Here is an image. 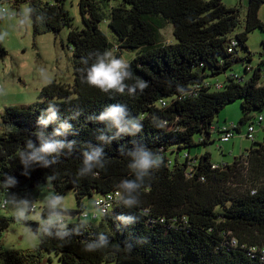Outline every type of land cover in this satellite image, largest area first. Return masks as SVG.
Returning a JSON list of instances; mask_svg holds the SVG:
<instances>
[{"label":"trees","instance_id":"16d2710c","mask_svg":"<svg viewBox=\"0 0 264 264\" xmlns=\"http://www.w3.org/2000/svg\"><path fill=\"white\" fill-rule=\"evenodd\" d=\"M110 1L79 0L83 25L77 28L66 0H0V5L8 2L16 10L28 3L36 36L68 30L73 74L72 84L54 79L43 86L40 102L7 106L0 115V235L14 221L1 214L7 195L29 202L31 208L34 188L50 183L57 195L72 189L77 203L75 210H42L43 215L60 212L73 219L65 223L68 234L63 240L55 238L59 227L51 229V238L41 232L46 223L39 227V243L31 249L5 251L0 238V264H42L46 253H54L60 264H264V141H252L232 163H216L208 152L190 154L191 148L210 143L211 131L221 136L219 129L226 124L214 128L212 122L229 103L240 101L242 116L232 127L238 135L242 126L256 125L261 115H251L252 111L264 110L260 65L248 80L228 75L220 89L210 80L236 61L251 60L246 41L254 29L264 31L258 18L264 0H248L244 29L236 33L231 52L229 35L241 19L238 8L224 5L223 0H120L111 7L108 19L118 41L115 55L121 57V48L137 49L129 61L133 80L126 83L139 78L148 84L142 94L137 90L133 96L105 94L88 85L81 71L94 62L96 52L114 49L99 28L101 7ZM166 23L172 25L174 43L160 38ZM238 48L246 52L243 57L238 56ZM244 70L249 72L246 66ZM114 104L126 106L130 117L142 119L141 132L112 139L115 129L109 131L107 123L96 118ZM52 111L56 119L40 123ZM64 123L70 126L67 131L60 129ZM58 129L62 135L53 137ZM41 132L44 139L65 144L54 157L58 163L25 166L17 152L27 151L28 141L39 148ZM101 134L108 141H101ZM98 147L104 150L105 167L94 170V177L79 176L83 152ZM137 147L163 158L152 178H145L148 188L140 195V204L129 208L119 201L98 225L82 221L84 201L94 194L120 191L122 179H135L128 164L129 153ZM182 150L186 152L180 160ZM8 177L16 184L5 188ZM120 216H132L134 221L125 224ZM101 235L108 237V247L85 251V243H98Z\"/></svg>","mask_w":264,"mask_h":264},{"label":"rangeland","instance_id":"374dc122","mask_svg":"<svg viewBox=\"0 0 264 264\" xmlns=\"http://www.w3.org/2000/svg\"><path fill=\"white\" fill-rule=\"evenodd\" d=\"M78 2L79 0H66L65 8L73 18V27L81 28L83 23ZM119 3L120 0H112L108 5H102L103 20L99 24L100 30L105 34L109 43L114 44V54L119 52L116 46L118 41L108 27V19L111 7L117 6ZM223 3L228 7H237L239 10L241 24L229 35V39H235L236 33L244 29L248 0H223ZM25 7H29L28 3L21 4L18 10L8 2L0 5V13H2L0 15V88L3 89L2 94H0V115L7 106H24L40 102L42 100L39 95L40 89L54 79L67 84H72L73 82L72 54L70 48L67 46L68 30L63 29L57 34L45 33L37 36L34 35L30 15L27 18L22 15V10ZM3 8L4 11H2ZM258 18L264 23V4L258 11ZM160 38L165 43L175 42L170 23H166L160 30ZM61 42L64 43V46L61 45ZM246 45L252 53L251 60L234 62L230 70L210 78L212 83H223L230 74H237L243 77L244 80H248L252 75V71L245 72V66L252 67L253 69L260 65L261 69L264 70V31L256 28L249 32ZM120 52L121 57L127 62L138 54L137 49L121 48ZM245 54L246 52L243 49L238 48L239 57H243ZM261 74L263 73L261 72ZM262 80H264L263 75ZM251 115H261L264 119V110L252 111ZM241 116L240 101H234L219 112L212 122V127L215 128L217 124H220V126L226 124L229 127H232V123L238 125ZM1 131L0 126V133ZM246 133L247 127L245 125L242 126L239 135L235 133L228 142H223L220 141V134L216 130H213L210 132V143L206 146L199 145L191 148L190 154L191 156H195V154L200 155L208 152L211 155L212 161L216 163H232L235 157L241 155L253 144L250 139L245 137ZM255 135L260 142L264 138V132L259 127H257ZM198 138L199 136L196 135L195 141ZM184 152L186 150L179 152L180 160L183 159ZM174 155L170 154L172 158H174ZM50 194L57 195L51 190L50 183L35 187L32 192L33 201L30 203L35 207V210L26 211L23 217L20 218L19 223L16 222L14 215L18 210L20 201L8 195L5 197L7 203L2 208L1 214L14 218L10 226L0 235L5 251L26 250L38 245L39 238L35 246L25 239L24 229H31L34 233L31 227L33 223L38 224L40 227L49 220L50 215H43L42 210L46 208L45 201ZM58 196L65 198V210L77 209L72 189H67L64 194ZM96 196L94 194L92 198L94 199ZM88 202L86 203L87 206ZM55 213L66 218L67 222L71 220V217L66 213ZM100 218L97 220L82 219V221L98 225ZM42 264H60V262L54 253H46Z\"/></svg>","mask_w":264,"mask_h":264},{"label":"clouds","instance_id":"9594fccd","mask_svg":"<svg viewBox=\"0 0 264 264\" xmlns=\"http://www.w3.org/2000/svg\"><path fill=\"white\" fill-rule=\"evenodd\" d=\"M32 9L30 7H25L22 10V15L27 18ZM2 15V13H0ZM82 63L87 65L88 60L82 59ZM82 72L86 73L83 77L85 82L99 89L105 94L117 93L133 96L137 94V90L142 94L143 91L148 87V84L139 78H135L134 83H126L127 81L133 80V73L131 71V66L123 57L117 58L111 50H105L103 53L96 52L94 62L81 69ZM3 89L0 88V94H2ZM56 119L55 111H52V115L49 119H41L40 123L48 124L50 121ZM91 119V118H90ZM99 122L107 123L108 130L112 131L115 129V134L112 139H119L122 135H132L135 136L137 133L141 132L143 122L140 117L132 118L127 111L126 106L121 104H114L107 107L98 118ZM70 126L67 123L61 124L60 129L67 131ZM58 129L53 132V137H58L62 135V131ZM41 138V146L36 148L31 141L27 143V151L19 150L17 154L19 155L21 162L27 166L30 163L36 162L42 164L44 167H48L50 164H57L58 161L54 158L59 155L61 149L65 147V144L59 140H48L44 139V133H39ZM101 141H108V137L103 134L100 135ZM75 143V142H73ZM71 148V144L68 145ZM123 151V149H121ZM84 160L82 167L78 170V175L83 176L85 174H91L93 177L97 174L96 169H103L104 164V150L103 148H90V150L83 152ZM131 163L128 164V168L134 174L135 179H122L118 184L120 191L115 193L119 201L126 207L132 208L140 204V195L143 191H146L148 185L144 183L145 178L150 180L155 171L159 170L163 158L161 155L154 153L151 150L145 148L137 147L135 151L130 152ZM16 181L11 177L7 178V184L4 185L5 188L14 186ZM98 206L101 202L94 201ZM46 208L50 210H63L66 208L65 198L60 197L55 194H50L45 201ZM30 205L27 201H21L17 212L15 213L16 222L19 223L20 218L23 217L24 213L28 211ZM98 215H103V210H98ZM119 219L125 224L132 223L134 217L132 216H120ZM59 227V231L56 233L55 238L63 240V237L68 233L65 231L66 225L63 223V218L53 212L50 215L49 220L46 222V226L41 229V232H47L48 237H52V228ZM25 239L33 244L38 242V236L32 232L31 229H24ZM108 247V237L101 235L98 243H85V251L94 252L102 250ZM126 250H131L130 245H126Z\"/></svg>","mask_w":264,"mask_h":264},{"label":"built area","instance_id":"2783aa9c","mask_svg":"<svg viewBox=\"0 0 264 264\" xmlns=\"http://www.w3.org/2000/svg\"><path fill=\"white\" fill-rule=\"evenodd\" d=\"M2 11H4V8L2 9ZM236 40L232 39L231 41V45L229 47V52L232 51L233 47L236 45ZM254 69V68H253ZM252 67L246 66V70H250L253 71ZM263 74H261V76L263 75L264 77V70L262 71ZM234 78H239L240 80L242 79V77L238 76L237 74H233L232 75ZM223 83L217 82L213 84V87L215 89H220L222 87ZM263 117L259 116L256 121L258 124H260L263 121ZM232 125V124H231ZM234 125H232L233 127ZM232 127L229 126H223L221 127L219 130L221 131V136H220V141L223 142H227L230 138H232L234 136V132L232 130ZM256 126L255 124H250L247 127V133H246V137L247 139H250L251 141H255L256 140ZM117 191L114 192H110L104 195H99L96 198L92 199V204L90 206H85V208L80 211L81 213L79 214L81 219H90V220H97L99 217L109 213L113 207L115 206V204H117L119 202L118 197H116L115 193ZM100 201L101 203L97 206L94 201ZM6 200L4 199L3 201V207L6 205ZM102 209L103 210V215H98V210ZM30 210H35L34 206H31ZM63 218V217H62ZM67 222L66 218H63V223L65 224ZM264 259V257H263Z\"/></svg>","mask_w":264,"mask_h":264},{"label":"water","instance_id":"95a60500","mask_svg":"<svg viewBox=\"0 0 264 264\" xmlns=\"http://www.w3.org/2000/svg\"><path fill=\"white\" fill-rule=\"evenodd\" d=\"M209 137H210V135L207 136L208 139H209ZM91 204H92V198L90 197V198H89V202H88V206H90ZM31 227H32L34 233H35V234H38V231H39V226H38V224L33 223V224L31 225Z\"/></svg>","mask_w":264,"mask_h":264},{"label":"crops","instance_id":"0c3cea01","mask_svg":"<svg viewBox=\"0 0 264 264\" xmlns=\"http://www.w3.org/2000/svg\"><path fill=\"white\" fill-rule=\"evenodd\" d=\"M232 125H233V123H232ZM235 125V124H234ZM219 126H220V124H219ZM256 129H257V127H259V129L261 130V131H263L264 132V123L262 122L261 123V125H257V123H256ZM256 141H258V142H260L259 140H258V138H256ZM264 141V138H263V140L261 141V142H263ZM222 153V152H221ZM223 154V153H222ZM88 202V200H86V201H84V204H85V206H87L86 205V203ZM73 219L71 218V220L70 221H72Z\"/></svg>","mask_w":264,"mask_h":264}]
</instances>
